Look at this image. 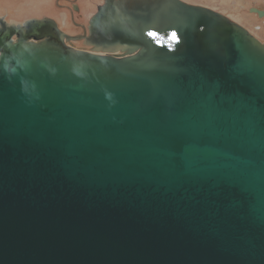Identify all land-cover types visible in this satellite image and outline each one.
Instances as JSON below:
<instances>
[{
  "label": "water",
  "instance_id": "1",
  "mask_svg": "<svg viewBox=\"0 0 264 264\" xmlns=\"http://www.w3.org/2000/svg\"><path fill=\"white\" fill-rule=\"evenodd\" d=\"M112 20L91 53L0 17V264H264V43L181 0Z\"/></svg>",
  "mask_w": 264,
  "mask_h": 264
},
{
  "label": "flooded vegetation",
  "instance_id": "2",
  "mask_svg": "<svg viewBox=\"0 0 264 264\" xmlns=\"http://www.w3.org/2000/svg\"><path fill=\"white\" fill-rule=\"evenodd\" d=\"M130 1L133 3L144 1L152 4L155 0ZM181 1L190 6L209 9L195 2ZM122 2H126V0H0V17H4L7 22L11 19L23 21L27 18H48L56 22L62 34L75 38L71 41L73 47L91 53H102L117 51V41L125 33L120 29L123 25L112 20L115 10ZM245 8L249 17H244V24L227 18L242 26L264 43V26L253 25L254 19L264 20V6L252 4ZM254 9L261 14L253 12ZM145 15H147V21L152 20L151 12L147 10ZM249 24L252 26H245Z\"/></svg>",
  "mask_w": 264,
  "mask_h": 264
},
{
  "label": "rangeland",
  "instance_id": "3",
  "mask_svg": "<svg viewBox=\"0 0 264 264\" xmlns=\"http://www.w3.org/2000/svg\"><path fill=\"white\" fill-rule=\"evenodd\" d=\"M188 2H195L196 4L202 5L220 13L223 16L229 17L240 24L245 23L244 17H249L246 12V6L252 4H258L259 6H264V0H186ZM10 21H16L11 19ZM18 22V21H16ZM264 26V20L254 19L253 25ZM251 27L252 25H245Z\"/></svg>",
  "mask_w": 264,
  "mask_h": 264
}]
</instances>
